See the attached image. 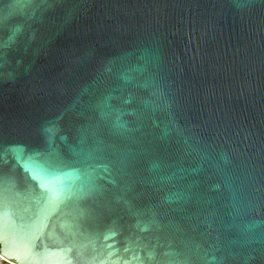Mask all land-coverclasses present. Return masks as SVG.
Segmentation results:
<instances>
[{"label": "water", "instance_id": "95a60500", "mask_svg": "<svg viewBox=\"0 0 264 264\" xmlns=\"http://www.w3.org/2000/svg\"><path fill=\"white\" fill-rule=\"evenodd\" d=\"M0 256L264 264V0H0Z\"/></svg>", "mask_w": 264, "mask_h": 264}, {"label": "rangeland", "instance_id": "374dc122", "mask_svg": "<svg viewBox=\"0 0 264 264\" xmlns=\"http://www.w3.org/2000/svg\"><path fill=\"white\" fill-rule=\"evenodd\" d=\"M0 264H10L9 261L5 260L3 257L0 258Z\"/></svg>", "mask_w": 264, "mask_h": 264}, {"label": "bare ground", "instance_id": "6f19581e", "mask_svg": "<svg viewBox=\"0 0 264 264\" xmlns=\"http://www.w3.org/2000/svg\"><path fill=\"white\" fill-rule=\"evenodd\" d=\"M0 258H2L1 256H0ZM10 264H13V263H11V262H9Z\"/></svg>", "mask_w": 264, "mask_h": 264}]
</instances>
